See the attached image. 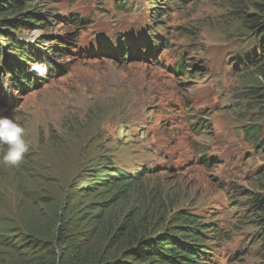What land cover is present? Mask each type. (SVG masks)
<instances>
[{
    "label": "rangeland",
    "instance_id": "obj_1",
    "mask_svg": "<svg viewBox=\"0 0 264 264\" xmlns=\"http://www.w3.org/2000/svg\"><path fill=\"white\" fill-rule=\"evenodd\" d=\"M131 1L37 0L59 23L24 31L20 38L51 48L45 56L61 71L36 73V85L33 79L24 84L13 104L0 95V117L18 121L29 144L19 167L0 164V264H18L24 247L17 240L28 221L43 215L53 200L65 199L78 202L76 207L87 204L96 215L105 204L104 223L113 227L149 217L156 207L163 209L148 229L163 230L174 213L185 210L221 231L209 243V264H264V232L255 223L259 213L252 199L264 198L254 173L264 157L245 156L254 149L264 153L253 135L256 126L264 137V107L239 100L248 86L264 84V75L244 60L236 69L233 57L238 61L244 53L224 48L251 49L254 38L241 20L256 15L255 7L191 0L179 8L169 0L166 15L151 17L158 4ZM63 16L82 25L70 27ZM148 36L154 48L146 49ZM127 37L125 50L118 48V40ZM95 42H109L113 55L87 53ZM10 75L1 70L0 82L7 85ZM192 114L202 119L194 129ZM6 147L0 145V157ZM225 156L237 160L227 174L231 183L222 178ZM104 158L109 166L140 172L149 194L143 189L117 200L116 189L95 182L104 178L94 176L99 171H89Z\"/></svg>",
    "mask_w": 264,
    "mask_h": 264
},
{
    "label": "trees",
    "instance_id": "obj_2",
    "mask_svg": "<svg viewBox=\"0 0 264 264\" xmlns=\"http://www.w3.org/2000/svg\"><path fill=\"white\" fill-rule=\"evenodd\" d=\"M167 1L169 0H159L155 3L159 6H156L151 17L166 15L170 11L171 3L179 7L181 1L191 0H172L171 3ZM231 1L241 9L255 7L256 15H245L241 20L250 31L249 35L254 38V44L249 47L250 50L246 48L241 50V47L234 45H226L224 48L227 52L235 49L244 53V58L235 61L236 69L241 60H244L248 62L246 63L248 69L258 68L264 75V15H261L264 13V2ZM63 17V22L70 27L82 25L75 17L72 19ZM46 20L50 21V24ZM58 23L57 20L51 21L49 16L42 12L37 0H0V71L11 72L9 79L15 89L20 90L18 93H24L21 90L26 89L24 84L31 83V79L36 81L34 67H42L47 71L49 65L45 52H50L51 49L45 50L42 45L40 46V42L29 43L20 36L24 31L46 29L47 26ZM121 45L124 46V43L118 41V48ZM149 45H152V41H149ZM64 48L60 51H64ZM60 68L57 72L61 71ZM185 68L188 66L179 67L180 72ZM50 71L45 76H51ZM31 74L35 77H31ZM190 74L196 75V72ZM213 75V72L209 74ZM35 83L31 85L35 86ZM4 87L6 85L0 82V95ZM239 98L264 107V84L248 86ZM13 103L12 100L9 102ZM253 135L258 139V145L264 149V138L260 136L259 130L254 129ZM94 170L100 173L94 175L95 177H104L94 179L95 182L109 187L110 190L116 189L117 200L123 197L130 198L133 193H140L143 189L149 194L148 188L142 185L144 176H139L140 172L132 173L117 166H109L106 158L89 168V171H92L90 173ZM259 172L264 175V167ZM152 197H157V193H152ZM154 199L159 205L157 198ZM78 204L73 199L71 203L65 199L63 204L55 203L53 200L51 206L42 209L43 215L31 218L24 228V237L17 240L24 247L22 250L24 257L18 259L20 261L18 264H209L213 252L209 248V243L214 242V239L219 240L221 235V231L210 222L199 220L185 210L174 213L168 222L170 226L166 229L151 230L148 229L149 222L157 218L156 213L159 216L163 208L154 210L156 207H153V213L149 217L133 219L130 224L113 227L109 225V220L104 223L105 217L109 214V207L102 208L105 204L100 206L99 215L86 210L84 207L87 204L76 207ZM253 205L259 213L255 223L264 232V198L254 196ZM258 222L261 223L258 225ZM53 240L58 246V251L53 247Z\"/></svg>",
    "mask_w": 264,
    "mask_h": 264
},
{
    "label": "clouds",
    "instance_id": "obj_3",
    "mask_svg": "<svg viewBox=\"0 0 264 264\" xmlns=\"http://www.w3.org/2000/svg\"><path fill=\"white\" fill-rule=\"evenodd\" d=\"M149 41L150 39L147 41L146 49H148L149 47L154 48L153 45L151 46L149 45ZM100 46L101 47L106 46V48H101L100 53H103L104 55H109V51H111L110 53L113 55L114 51H112V48L114 47H112V45H110L112 47L111 48L108 44H104L100 42L94 44V47H100ZM129 55L130 54L127 53V58ZM235 59L236 58L233 57V65H235L236 67L237 65L235 63L236 61ZM47 62H50V60H48ZM57 70L58 69H55L54 71H50V72H54L55 74H57L58 73ZM33 71L37 72V74L41 76L44 74L46 75V69L42 67H34ZM47 71L49 72L48 68ZM7 79H9V76ZM16 90L19 91L18 88ZM200 122H197L198 125L200 124ZM25 137H26V129L18 121H16L14 118L0 117V145L7 146L6 151L3 153L2 157H0V164H3L5 167L20 166L21 162L24 159L25 154L29 151V144L26 142Z\"/></svg>",
    "mask_w": 264,
    "mask_h": 264
},
{
    "label": "bare ground",
    "instance_id": "obj_4",
    "mask_svg": "<svg viewBox=\"0 0 264 264\" xmlns=\"http://www.w3.org/2000/svg\"><path fill=\"white\" fill-rule=\"evenodd\" d=\"M149 3H150V6H152V5H154L155 3H157V0H147ZM130 4H132V1L130 0ZM151 10H152V8H151ZM154 10V9H153ZM159 23H160V21H158ZM157 22V23H158ZM157 26H160L161 27V25L159 24H157ZM148 38L150 39V41H153V38H151V36H148ZM147 38V40H149ZM129 39V37H127V38H125V39H122L121 40V42L120 43H124V46L123 45H121L120 47L122 48V50H125V46L128 44V40ZM137 45H138V43H137ZM214 45H216V44H214ZM203 47V46H202ZM220 48V47H219ZM205 49H207V48H205ZM210 50H215V51H218L219 49H216V48H211ZM219 52V51H218ZM226 52H224V54H225ZM192 61V60H191ZM36 82V81H35ZM231 91V90H230ZM240 97V96H239ZM239 100H242V98H239ZM5 101H7V102H10V100H5ZM220 103V101H218V102H216V104L214 105V108L215 107H219V105L221 104H219ZM201 121V120H200ZM199 121V122H200ZM198 121H197V119L195 118V116L192 114V119H191V126L190 127H192L193 129H194V125L197 123ZM254 129H257V130H259L258 129V127H253V130ZM255 138V137H254ZM264 138V137H263ZM257 141H258V139L257 138H255ZM256 146H259L258 145V142L256 143ZM256 152H258V154H260V155H262L263 157H264V153H262V152H260V151H257V150H253V151H246V154H245V156H249V154H255ZM227 157L229 158V157H231V156H225V157H223L221 160H220V164H222V162H223V170L222 171H225V173H223V176H222V178L225 180V181H228V182H232V181H230L229 180V178H228V173L231 171V169H232V167L233 166H235V163H236V159L233 161V160H229V159H227ZM244 158V156L242 157V159ZM257 167L255 168V172L254 173H256L257 175V179H259L260 181H259V184L258 185H260L261 183H263L264 184V175H262L261 174V172H259V170L262 168V167H264V158H263V160H262V163H260V164H257L256 165ZM245 174L247 175V174H249L248 172H246L245 171ZM246 175H244V177H246ZM255 196H258V195H255ZM259 197V196H258ZM253 199V198H252Z\"/></svg>",
    "mask_w": 264,
    "mask_h": 264
}]
</instances>
